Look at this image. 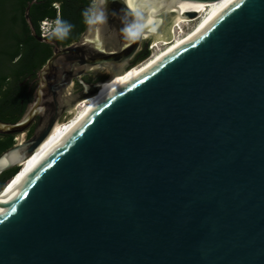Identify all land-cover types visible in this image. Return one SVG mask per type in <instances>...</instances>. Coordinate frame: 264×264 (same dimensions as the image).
I'll return each instance as SVG.
<instances>
[{"label":"water","instance_id":"95a60500","mask_svg":"<svg viewBox=\"0 0 264 264\" xmlns=\"http://www.w3.org/2000/svg\"><path fill=\"white\" fill-rule=\"evenodd\" d=\"M163 1L167 24L180 4L221 0ZM35 2L24 18L53 51L21 117L0 120V133L18 138L0 154V174L88 96L72 94L74 80L136 66L154 36L144 10L106 0L107 20L61 47L35 31ZM6 184L0 264H264V0H228L196 36L98 103L12 196Z\"/></svg>","mask_w":264,"mask_h":264},{"label":"trees","instance_id":"16d2710c","mask_svg":"<svg viewBox=\"0 0 264 264\" xmlns=\"http://www.w3.org/2000/svg\"><path fill=\"white\" fill-rule=\"evenodd\" d=\"M31 0H0V120L15 122L24 113L30 101L28 87L30 79L34 78L41 65L47 60L50 51L45 44L37 42L29 34V28L24 18V9ZM60 2L61 21H67L73 27L64 41L75 39L84 28L85 9L88 0L74 4L69 0H36L31 4L29 17L36 32L39 24L45 18L57 16L54 3ZM83 7H80V6ZM71 32L73 34H71ZM18 56V61L13 59ZM149 56V50L142 49L135 54L131 63L136 65ZM103 79L105 74H99ZM33 89V87L31 88ZM36 123L26 130V138L32 135ZM14 134L0 133V154L16 143ZM19 172V166H14L0 174V190L14 179ZM14 176V177H13ZM13 177V178H12ZM11 179V180H10ZM9 180V181H8ZM6 184V185H7Z\"/></svg>","mask_w":264,"mask_h":264},{"label":"bare ground","instance_id":"6f19581e","mask_svg":"<svg viewBox=\"0 0 264 264\" xmlns=\"http://www.w3.org/2000/svg\"><path fill=\"white\" fill-rule=\"evenodd\" d=\"M132 8H139L145 11L146 14V24L150 25L149 31L151 35L153 34L154 39L151 41V48L153 49L152 54L146 60L138 63L136 66L131 67L121 74L104 79L97 83H90L89 85L81 83V88L88 91V96L80 101L81 104L84 102H89L88 106L80 113L78 111V106H73L74 108L70 110V113L74 115L70 121V126L68 128H63L60 130L61 125L65 122L59 124V122L53 127L49 136L42 142V144L20 165H24L21 173L24 176L21 181H19L14 186H8L12 180L6 185L5 195L12 196L18 189L21 188L22 184L26 181L31 172L36 168V166L54 149L56 148L73 130H75L87 114L102 100H104L108 95H110L117 88L125 85L130 80L140 75L142 72L146 71L152 67L158 60L162 58L165 54L173 50L175 47L179 46L186 40H189L193 36H196L207 24V22L226 4L228 0H221L212 3H184L180 4L179 8L176 10V14L169 23L165 24L163 18H161L160 13L168 8L170 3L163 0H127ZM186 11H193L196 13L197 18L195 19V24L185 33L180 30V36H175L171 34L176 33L177 28H181L182 23L191 22V18H185L182 13ZM166 26L164 30L158 33V27L160 25ZM181 25V26H180ZM170 36V37H169ZM146 38L150 37L149 34L145 35ZM88 98V99H87ZM78 104V103H77ZM57 138V141H54ZM45 150V152L33 162V164L28 163L36 159L40 153ZM20 172V170H19ZM18 172V173H19ZM15 175V177L18 175ZM20 173V174H21ZM14 177V178H15ZM8 186V187H7Z\"/></svg>","mask_w":264,"mask_h":264},{"label":"flooded vegetation","instance_id":"af4514ba","mask_svg":"<svg viewBox=\"0 0 264 264\" xmlns=\"http://www.w3.org/2000/svg\"><path fill=\"white\" fill-rule=\"evenodd\" d=\"M81 1H82V0H69V2H73L74 4H80ZM88 1H89V5L87 6V8H86L84 11H85V12H89V18H92L93 13H92V11H90V10H93V4H94V2L96 3V0H88ZM60 4H61L60 2H56V3H54V5H56L55 7L57 8V16H56L55 18L50 19V20H55V21H56V25H55V26L50 25V27H52V30H51V32H50L49 34H47L46 36H41V35H40V32L38 33V35L41 36V37H43V38H47V39L55 40L59 46L63 47V46L69 45V44H71V43H73V42H76V41L80 38L81 34H82L83 31L85 30V28H86V26L88 25V23H86V22L84 23V28H83L82 31L77 35V37H76L75 39H71V40H68V41H64V40H61V39H57V38L53 35V33H54V31H55V29H56V27H57V22H58V21H61V18H60ZM80 7H83V6L81 5ZM47 19H48V18H47ZM30 20H31V19H30ZM26 23H27V22H26ZM31 23H32V25H33L32 20H31ZM27 25H28V24H27ZM33 27H34V25H33ZM28 28H29V26H28ZM34 29H35V27H34ZM35 31H36V29H35ZM29 32H30V29H29ZM29 34L32 36L31 32H30ZM71 34H73V33L71 32ZM32 38L35 39L33 36H32ZM35 40H36V39H35ZM146 40H147V39H145V41H146ZM36 41H37V42H40V41H38V40H36ZM40 43L45 44V46L48 47V49H49V51H50V54H49V56H48V58H49V57L52 55L53 46L50 45V44H47V43H43V42H40ZM142 49H145V48L143 47V45L140 47V49H139L137 52H139V51L142 50ZM137 52H136V53H137ZM136 53H135V54H136ZM134 56H135V55H134ZM134 56H133V57H134ZM48 58H47V59H48ZM132 59H133V58H132ZM132 59H131V61H132ZM17 61H18V56L15 57V58L13 59V62H17ZM45 62H46V61H45ZM41 66H42V65H41ZM99 74H105V73H104V71H101V72H99ZM81 77H82V79H83L84 81H88V82H93V81H95V83L104 80V78H103V79H99V78H98V77H99L98 74H95V75L87 74V75H82ZM34 86H35V82H34V78H32V79H30V81H29V87H28V95H30V96H29L30 98H32V93H33V90H34ZM32 87H33V89H31ZM80 89H81V84H79L78 81L74 80V81H73V84H72V94L77 93ZM30 100H31V99H30ZM70 110H71V109H70ZM70 110H67V111L65 112V114L70 113Z\"/></svg>","mask_w":264,"mask_h":264},{"label":"clouds","instance_id":"9594fccd","mask_svg":"<svg viewBox=\"0 0 264 264\" xmlns=\"http://www.w3.org/2000/svg\"><path fill=\"white\" fill-rule=\"evenodd\" d=\"M106 4V0H98V3L93 4V18H89V12H85L84 16H85V22L88 24H92L94 22H105L107 20V17L105 16V9H104V5ZM73 26L68 23L67 21H58L57 22V27L53 33V35L57 38V39H64L68 36V33L70 31V29ZM126 34H128L130 37L132 36H136L138 35L137 32L133 31L131 28L129 27H125L124 29H122Z\"/></svg>","mask_w":264,"mask_h":264},{"label":"rangeland","instance_id":"374dc122","mask_svg":"<svg viewBox=\"0 0 264 264\" xmlns=\"http://www.w3.org/2000/svg\"><path fill=\"white\" fill-rule=\"evenodd\" d=\"M197 18V16L196 17H194V18H191L192 20H191V22H188V23H182L180 26H181V29L183 30V33H185V32H187L194 24H195V19ZM166 27V26H163L162 24L158 27V33H160L162 30H164V28ZM176 34H180V33H177V29H176V33L175 34H171V35H175V36H180V35H176ZM170 37V36H169ZM148 40H149V42H151L153 39H154V37L153 36H150V37H148L147 38ZM134 67V66H133ZM88 99V98H87ZM88 103L89 102H84V103H82L81 104V102H79L78 104H76L75 106H77V105H79L78 107V111L81 113L87 106H88ZM74 106V107H75ZM74 107H72L71 109H73ZM75 115V114H74ZM74 115L72 114V113H69L67 116L69 117H67L66 116V118H68L67 120H65L64 119V121H62V122H65V121H67V122H65V123H63L62 125H61V128H60V130H63V128H68L69 126H70V121H71V119H72V117H74ZM62 122H59V124L60 123H62ZM20 139H26V131L25 132H23V133H21V134H19V136H18ZM54 141H57V138H55V140ZM45 152V150H43L41 153H40V155L39 156H37L36 157V159H34L32 162H30V163H28L27 165H25V166H27V168L29 167V164H33V162H35V160H37V158H39L40 156H42V154ZM36 163V162H35ZM34 165V164H33ZM23 167H24V165H20L19 166V170H20V172L18 173V175L12 180V182L8 185V186H14V185H16L19 181H21V179L24 177L22 174L23 173H21V171H22V169H23ZM21 173V174H20ZM7 186V187H8Z\"/></svg>","mask_w":264,"mask_h":264},{"label":"built area","instance_id":"2783aa9c","mask_svg":"<svg viewBox=\"0 0 264 264\" xmlns=\"http://www.w3.org/2000/svg\"><path fill=\"white\" fill-rule=\"evenodd\" d=\"M50 25L55 26L56 25V21L55 20H50V19H47V18H45L42 21H40L39 32H40L41 36H46L47 34H49L51 32L52 27H50ZM180 30H182V29L181 28H177V33H180ZM151 45H152V42H149V44H148L149 56L148 57H150V55L153 52V49L151 48ZM67 119L68 118H66L65 120H67ZM15 139L17 141L18 138L16 137Z\"/></svg>","mask_w":264,"mask_h":264}]
</instances>
